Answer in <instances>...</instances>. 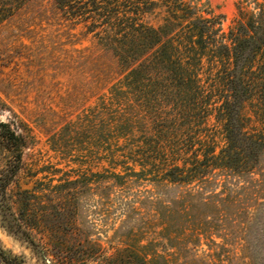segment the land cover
I'll use <instances>...</instances> for the list:
<instances>
[{"label":"trees","instance_id":"obj_1","mask_svg":"<svg viewBox=\"0 0 264 264\" xmlns=\"http://www.w3.org/2000/svg\"><path fill=\"white\" fill-rule=\"evenodd\" d=\"M51 1L68 42H91L75 51L101 93L93 138L123 145L112 172L48 166L23 182L31 132L0 118L3 225L47 264H175L245 224L264 239V1H240L228 30L203 0ZM91 202L102 222L117 213L109 253L78 234ZM0 264L26 261L0 244Z\"/></svg>","mask_w":264,"mask_h":264},{"label":"rangeland","instance_id":"obj_2","mask_svg":"<svg viewBox=\"0 0 264 264\" xmlns=\"http://www.w3.org/2000/svg\"><path fill=\"white\" fill-rule=\"evenodd\" d=\"M203 1L213 14L224 16L225 30L239 18L242 0ZM1 2L2 10L10 17L0 24V98L6 104L0 109V118L18 128H27L32 135V143L27 145L23 156L26 169L22 181L27 182L30 169L47 170L48 166L63 172L70 169L112 172L111 151L120 149L123 142L115 146L110 136L93 138L92 125L102 107L101 93L88 92V88L95 86L94 79L87 74L90 66L81 64L84 60L75 51L90 47L91 42L85 40L76 45L68 42L65 29L53 20L51 0H31L21 10L16 8L15 0ZM249 4L251 11L255 5ZM83 66H87L86 70ZM89 155L92 161L84 157ZM47 175L48 171H42L33 180ZM95 204L85 206L87 225L79 226L78 234L82 238L86 234H93L94 238L100 235L109 253L108 241L117 213L111 215L108 224L102 222ZM2 221L0 214V244L5 249L23 257L26 264H47L38 248L9 231ZM253 226L240 225L229 236H214L215 242L203 241L199 247L181 250L174 256V263L264 264V239L259 240L252 231L244 233V228L257 230L258 226ZM67 229L72 227L69 225ZM66 234L70 236V231Z\"/></svg>","mask_w":264,"mask_h":264}]
</instances>
